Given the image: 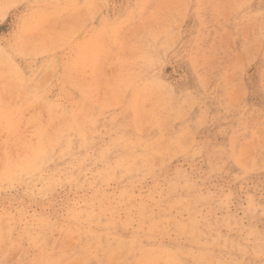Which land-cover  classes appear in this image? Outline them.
I'll return each instance as SVG.
<instances>
[{"label": "rangeland", "instance_id": "1", "mask_svg": "<svg viewBox=\"0 0 264 264\" xmlns=\"http://www.w3.org/2000/svg\"><path fill=\"white\" fill-rule=\"evenodd\" d=\"M0 264H264V0H0Z\"/></svg>", "mask_w": 264, "mask_h": 264}, {"label": "bare ground", "instance_id": "2", "mask_svg": "<svg viewBox=\"0 0 264 264\" xmlns=\"http://www.w3.org/2000/svg\"><path fill=\"white\" fill-rule=\"evenodd\" d=\"M55 138V137H54ZM52 149V148H51ZM48 150V149H47ZM173 221V220H172ZM93 236V235H92Z\"/></svg>", "mask_w": 264, "mask_h": 264}]
</instances>
